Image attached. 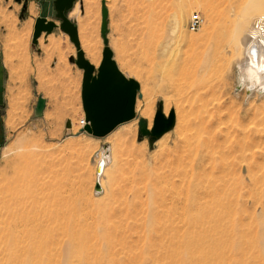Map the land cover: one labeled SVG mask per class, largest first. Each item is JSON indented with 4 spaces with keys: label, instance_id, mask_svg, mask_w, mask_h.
<instances>
[{
    "label": "rangeland",
    "instance_id": "1",
    "mask_svg": "<svg viewBox=\"0 0 264 264\" xmlns=\"http://www.w3.org/2000/svg\"><path fill=\"white\" fill-rule=\"evenodd\" d=\"M29 1L0 0V264H19L4 251L1 234L6 204L14 194L23 195L26 202L35 200L39 213L54 215L56 221L46 223V231L54 236L49 244L51 264H57L69 238L66 227L85 230L88 242L95 244L103 231L102 217L108 219L107 224L114 222L117 226L111 231L117 262L102 264H141L146 250V264H153L151 259L165 264H177L179 260L187 264L190 259L208 264L213 259L222 264H264V243L258 242L260 224H264V195L247 196L242 209L227 213L188 210L183 199L175 209L168 195L163 201L154 198L152 207L147 202V189L163 184L157 174L174 180L164 162L175 140L176 124L152 144L147 137H139L142 88H151L148 101L154 111L152 126L158 103L164 102L156 87L159 73L167 64L197 52L212 31L214 21L205 11L208 0L74 2L79 14L72 21L83 53L87 36L99 66L105 46L101 35V10L105 6L106 38L112 58L119 70L140 86L135 117L99 138L79 126L84 117L83 72L70 60L76 58L75 46L58 28L54 29L56 38L43 35L33 45L37 10ZM194 14L201 21L197 29L190 30L189 19ZM218 81L224 115L241 120L249 139H256L263 148L259 161L264 175V92L244 86L238 73L219 75ZM40 96L46 106L36 117L34 107ZM68 121L70 128L66 127ZM103 153L108 161L100 177L102 191L95 193L96 170ZM135 161L143 165V172L136 169ZM146 222L150 239L146 238Z\"/></svg>",
    "mask_w": 264,
    "mask_h": 264
},
{
    "label": "bare ground",
    "instance_id": "2",
    "mask_svg": "<svg viewBox=\"0 0 264 264\" xmlns=\"http://www.w3.org/2000/svg\"><path fill=\"white\" fill-rule=\"evenodd\" d=\"M208 2L206 15L214 21L211 33L197 52L179 62L167 64L158 75L156 87L164 98L163 113L167 116L171 105H174L173 111L176 115L175 140L172 147H168L164 162L165 168L169 169V174L174 180L163 173V176L157 174L163 184L161 187L147 189V202L150 207L154 203V198V201L158 198L163 201L168 195L174 200L172 204L175 209L178 202L183 199L188 210L227 213L242 209L247 196L257 198L264 195L263 165L259 161L263 157V148L256 139H249L247 129L241 120L233 118L232 114L224 115L221 108L223 104L219 101L218 81L219 75L238 73L244 86L250 90L254 88L264 92V0H208ZM72 7L68 17L77 20L79 14L77 4ZM176 20L178 21V18ZM86 26L88 27V24ZM84 37L85 58L97 67L99 58L96 51L88 37ZM142 92L143 103L139 115L147 120L150 129L154 112L150 109L148 101L151 88L145 85ZM107 159L103 153L98 161V164H102V169L101 172L96 171L98 176L96 182L101 186L100 177L105 171ZM135 167L143 172V165L136 161ZM25 199L26 197L21 194H14L7 201L5 208L7 215L1 226L2 238L5 241L4 251L19 264H51L50 243L54 242V236L46 231V223L55 222L56 219L50 212L39 213L35 200L26 202ZM100 221H104L101 225L103 231L95 244L88 242L85 230L79 228L71 231V227H66L69 238L67 237L66 243L62 245L57 264L117 262L111 232L116 231L117 226L113 224L114 222L111 225L107 224L108 219L104 217ZM148 227L149 222H146L145 228ZM260 227L258 242L262 245L264 224H260ZM146 232V238H149V228ZM193 244L191 246L196 249ZM217 249L215 247V250ZM181 250L179 249V252ZM148 255L149 252L146 250L142 254L141 264H146ZM189 259L187 258V261ZM151 261L153 264H165L158 259ZM176 263L186 264L184 261L181 263V260ZM187 264L208 262L190 259ZM209 264L222 263L213 259Z\"/></svg>",
    "mask_w": 264,
    "mask_h": 264
},
{
    "label": "water",
    "instance_id": "3",
    "mask_svg": "<svg viewBox=\"0 0 264 264\" xmlns=\"http://www.w3.org/2000/svg\"><path fill=\"white\" fill-rule=\"evenodd\" d=\"M20 2V0H16ZM76 0H49L42 6L41 15L35 19L33 26L32 43L37 42L38 37L42 32L52 33L54 29L59 28L67 34L69 40L73 43L76 49V58H70L76 66L82 70L81 84V102L84 111L86 124L82 131L93 137H103L110 133L117 125L127 122L135 117V104L139 91V83L133 79L126 77L118 68L112 58V51L107 45V10L105 6L101 10V35L105 44L102 51V59L99 66L96 68L84 56L80 48L78 38V30L74 21L68 18V13ZM25 7V6H24ZM48 17L50 20H48ZM59 22V24L56 23ZM115 75L121 82L120 102L118 105L106 110L103 115L90 103V98L100 85L111 79ZM46 106V100L43 97H38L34 112L36 117L43 114ZM175 124L174 111L170 110L168 115L163 113L162 102L158 103L152 127L148 128V123L145 119L139 118L138 134L139 137H147L149 143L159 139L166 132L171 130ZM71 122H66V127H71ZM102 164L97 166V172H101ZM95 193L102 191L99 182H96L94 187Z\"/></svg>",
    "mask_w": 264,
    "mask_h": 264
},
{
    "label": "snow or ice",
    "instance_id": "4",
    "mask_svg": "<svg viewBox=\"0 0 264 264\" xmlns=\"http://www.w3.org/2000/svg\"><path fill=\"white\" fill-rule=\"evenodd\" d=\"M121 87L119 78L113 75L92 94L90 103L103 115L106 110L119 104Z\"/></svg>",
    "mask_w": 264,
    "mask_h": 264
},
{
    "label": "crops",
    "instance_id": "5",
    "mask_svg": "<svg viewBox=\"0 0 264 264\" xmlns=\"http://www.w3.org/2000/svg\"><path fill=\"white\" fill-rule=\"evenodd\" d=\"M49 0H32V1H29V2H33L34 3V5L36 6V10H37V14H36V16H35V18H34V23H35V19L36 18H38V16H40L41 15V11H42V6H43V4L45 3V2H48ZM69 14V13H68ZM69 18V17H68ZM48 20H50V18L48 17ZM71 20V19H70ZM56 23L57 24H59V22L58 21H56ZM34 26V25H33ZM58 31L60 32V33H62V31L58 28ZM64 33V32H63ZM45 36L47 39H48V37H52V39H53V37H55L56 38V35H55V30L52 32V33H45V32H42L41 33V35L38 37V39H37V42L35 43V44H33V45H37L38 44V40L42 37V36ZM67 35V34H66ZM51 39V40H52ZM32 41V40H31ZM4 60V59H3ZM5 61V60H4ZM5 63V62H4ZM6 65V64H5Z\"/></svg>",
    "mask_w": 264,
    "mask_h": 264
},
{
    "label": "built area",
    "instance_id": "6",
    "mask_svg": "<svg viewBox=\"0 0 264 264\" xmlns=\"http://www.w3.org/2000/svg\"><path fill=\"white\" fill-rule=\"evenodd\" d=\"M200 18H199V15L198 14H194L190 17L189 19V28L190 30H195L199 27V24H200ZM86 124V121H85V118L82 117L80 120H79V126L80 128H83V126Z\"/></svg>",
    "mask_w": 264,
    "mask_h": 264
}]
</instances>
